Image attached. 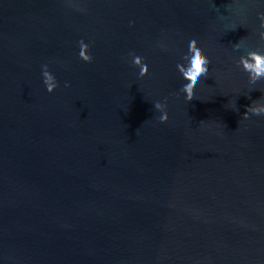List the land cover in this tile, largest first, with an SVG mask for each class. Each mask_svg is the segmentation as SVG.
Returning a JSON list of instances; mask_svg holds the SVG:
<instances>
[{"label": "water", "instance_id": "95a60500", "mask_svg": "<svg viewBox=\"0 0 264 264\" xmlns=\"http://www.w3.org/2000/svg\"><path fill=\"white\" fill-rule=\"evenodd\" d=\"M260 14L0 0V264H264V115L244 117L264 104L244 68ZM196 47L210 64L189 101Z\"/></svg>", "mask_w": 264, "mask_h": 264}, {"label": "clouds", "instance_id": "9594fccd", "mask_svg": "<svg viewBox=\"0 0 264 264\" xmlns=\"http://www.w3.org/2000/svg\"><path fill=\"white\" fill-rule=\"evenodd\" d=\"M261 23L264 24V14H260ZM261 36L264 37V32L261 33ZM195 39H192L189 42V52L193 51V46L195 45ZM81 55L84 60L91 62L92 57L84 55L83 51ZM252 56L253 63L244 62V68L246 71L250 73H255L253 79L258 78L260 76H264V55H260L259 58L256 54H250ZM136 62H139V58H137ZM210 64V60L206 57H202L201 50L199 47L195 48V55H194V62L192 60L189 61V67L187 70L182 69L183 78L187 81L186 84L183 85L181 91L185 94V99L192 100L195 92L194 89L196 85L200 82L201 77H206L208 73V65ZM43 67H47L44 65ZM45 80L44 83L46 84L47 91L51 92L53 85L48 83L53 77L48 73H43ZM67 86V85H66ZM157 109H160L162 105L157 103L155 105ZM251 113L252 115L261 116L264 115V104H259L257 101H254L251 105L247 106L246 112L244 117L247 118L248 114ZM168 114L167 112H163L159 117L161 123L168 121Z\"/></svg>", "mask_w": 264, "mask_h": 264}]
</instances>
